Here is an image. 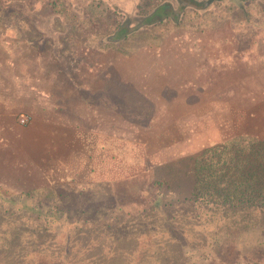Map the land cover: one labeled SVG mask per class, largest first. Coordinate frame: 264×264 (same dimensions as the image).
Returning a JSON list of instances; mask_svg holds the SVG:
<instances>
[{
	"label": "rangeland",
	"instance_id": "374dc122",
	"mask_svg": "<svg viewBox=\"0 0 264 264\" xmlns=\"http://www.w3.org/2000/svg\"><path fill=\"white\" fill-rule=\"evenodd\" d=\"M17 1L4 0L9 4L4 7L0 0V42L27 34L46 50L53 38L65 37L55 51L63 47L72 55L68 62L65 52L58 55L67 74L76 67L80 74L108 79L102 92L99 86L94 94L80 92L94 106H105L91 123L100 140L121 138L151 150L144 152L146 168L159 182L160 195L143 190L142 178L125 175L121 165L97 167L87 180L74 179L71 166L47 165L36 187L26 191L0 182V264H102L120 250L131 253L132 264H186L189 258L182 257L178 240L204 249L227 242L245 249L259 239L248 226L260 224L259 216L212 214L208 208L214 204L192 205L191 156L236 133L264 138V0L243 1L242 7L207 0L204 8L184 9L178 22L145 26L118 41L107 37L123 20L124 9L132 11L133 0ZM155 1L141 0V6L139 1L140 13ZM55 14L67 29L61 37L52 31ZM26 19L37 31L29 30ZM6 73L0 65V75ZM137 90L153 94L155 103ZM213 101L223 108L210 111ZM231 101L238 110L230 111ZM234 115L238 121L231 119ZM220 234L223 241L211 238ZM132 235L139 242L130 246L125 239ZM218 253L215 247L212 259H220L218 264L231 260Z\"/></svg>",
	"mask_w": 264,
	"mask_h": 264
},
{
	"label": "trees",
	"instance_id": "16d2710c",
	"mask_svg": "<svg viewBox=\"0 0 264 264\" xmlns=\"http://www.w3.org/2000/svg\"><path fill=\"white\" fill-rule=\"evenodd\" d=\"M1 1L5 5L4 7L9 6L4 0ZM9 1L18 3L17 0ZM57 1L54 0V2ZM139 1L141 6V0H133V5L131 6L130 4L132 11L124 9V18L115 26L114 31L109 34L107 37L108 41L127 39L130 33L138 29L167 20L178 22L182 11L187 7L192 6L195 9L197 7L204 8L207 5V0H175L176 4L171 0H156L147 11L140 13ZM230 1L237 7H242L243 1L248 0ZM54 2H51L52 6L49 3L47 5L54 7L56 4ZM73 3H76V1ZM114 5L119 9L121 8L117 3H114ZM117 7L114 8L117 9ZM75 9L81 12L80 6L78 7L77 5ZM31 16L33 17L34 15L32 14ZM36 16L32 20H38ZM54 16L53 28H51L54 34H59L57 36L61 37L62 34H66L67 29L60 21L58 22L60 20L58 18L59 14H55ZM24 17L27 18V15H24ZM26 20L25 24L31 25L29 30L37 31V28L28 19ZM65 39V37H62L56 41L53 38V43L51 41L49 49L46 50H42L37 42L35 43L37 39L33 40L27 34L19 35L14 40L8 39L0 42V49L3 52V60L0 61V65L5 67L8 72L0 75V86L24 87L30 92V97L38 100L47 99V101H54L56 97H59L55 92H44V85L53 86L54 80L62 82V86L67 83L72 88H74V85H80L81 83L85 86L89 85L91 88L99 86L97 88L102 92V88L106 85L108 79L98 74H79L78 76L71 74L72 70H70L71 73H66V70L63 68V62H60L58 59V55L65 57L63 53L65 50L63 51V47H58V53L55 51L58 44L64 43ZM69 58L68 53L66 62H68ZM13 72H17L18 74H13ZM9 74H13V78L10 82H7V79L10 78ZM14 80L16 81L14 82ZM62 96L68 101L67 104H70L76 98L74 94L70 93ZM77 97L82 100L83 97L86 98L87 96L79 93ZM95 106L96 110L105 107L98 104ZM99 135H96L95 141L86 150L84 157L73 158L70 162V172L74 175V179L87 180V177L96 174L97 167L101 169L105 166L121 165L126 172L125 175H139V177H136V180L142 178V181L146 184L143 190L152 188L154 195L156 191H158V194L160 193L157 187L159 182L149 177L148 167L146 168L148 162L146 159L148 160L149 158L146 157L144 152L151 153V150L141 149L136 143L121 138L109 137L100 140ZM199 150L200 152L191 156V159L194 161L192 205L196 204L198 206L202 204L204 206V204H214L208 208L212 214L220 212L223 215H238V211L247 214L252 213L259 216L264 223V138L256 139L255 136L248 135V133H236L216 144L203 146ZM115 168L113 167V170ZM130 169L133 172H130ZM142 172L143 175L140 177ZM125 175L122 174V179L127 180ZM262 222L260 224L253 223L252 225H248L256 233L257 237L259 236V239H253L252 244L244 246L245 249L238 244L233 246L229 242L221 246L217 243L211 244V246L206 245L204 249L199 246H192L191 243L180 242L177 239L180 247L179 250L182 252V257L184 254L188 256L189 261L186 264H218L219 261L217 260L220 259H212L215 247L217 248V252H219V257L225 255V257L230 256L231 259H227L225 263L220 262L219 264H262L261 261L264 257V224ZM226 228L227 226H224V229ZM238 228L235 227V229ZM216 236L211 238L223 241V239H220L222 234L218 238ZM125 240L130 246L134 241L139 242L138 238L133 235L127 237ZM135 245L137 246L138 244ZM124 253V250L112 253L107 261L102 264H132L131 253ZM133 257H135V254Z\"/></svg>",
	"mask_w": 264,
	"mask_h": 264
},
{
	"label": "crops",
	"instance_id": "0c3cea01",
	"mask_svg": "<svg viewBox=\"0 0 264 264\" xmlns=\"http://www.w3.org/2000/svg\"><path fill=\"white\" fill-rule=\"evenodd\" d=\"M88 51L87 47L86 55ZM100 52L105 53L101 50ZM69 56L73 61L72 55ZM98 65L102 67L104 63L100 62ZM109 65L110 62L106 64L107 67ZM89 69L92 71L93 67ZM72 71L77 72L76 75L79 76L76 67ZM99 72L105 74V70L99 69ZM261 74H264V63ZM61 83L54 80L53 86L44 85L45 93L51 91L59 95L54 101L32 98L24 87L0 86V182L12 183L15 190L26 191L36 187L41 176L46 174L47 165L55 169L71 166L70 162L77 157L76 152H80L84 157L96 135L100 134L91 124L96 122L95 118H99L98 109L91 103L93 101L84 97L80 100L77 97L81 91L94 94L95 87L81 83L72 88L67 83L63 86ZM185 88H182V92ZM68 93L76 96L70 104H67L68 101L62 96ZM137 93L142 99L155 103L153 94L149 95L141 90H137ZM209 108L210 111H216L221 110L223 106L220 101H213L210 102ZM228 108L230 111L238 110L237 105L231 104ZM244 108L248 110V106ZM20 114L29 115L30 122L22 124ZM231 119L238 121L236 115L231 116Z\"/></svg>",
	"mask_w": 264,
	"mask_h": 264
},
{
	"label": "built area",
	"instance_id": "2783aa9c",
	"mask_svg": "<svg viewBox=\"0 0 264 264\" xmlns=\"http://www.w3.org/2000/svg\"><path fill=\"white\" fill-rule=\"evenodd\" d=\"M19 118H20V122L22 123V124H27V123H29L30 122V116L29 115H27V114H20L19 115Z\"/></svg>",
	"mask_w": 264,
	"mask_h": 264
}]
</instances>
